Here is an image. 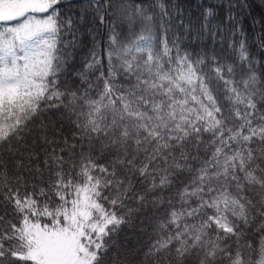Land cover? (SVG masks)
Segmentation results:
<instances>
[{
	"label": "snow or ice",
	"instance_id": "6c2138e0",
	"mask_svg": "<svg viewBox=\"0 0 264 264\" xmlns=\"http://www.w3.org/2000/svg\"><path fill=\"white\" fill-rule=\"evenodd\" d=\"M61 3L0 0V144L12 152V139L23 142L29 123L52 109L62 110L60 116L74 128L72 140L65 137L61 144L56 136L49 139L41 120L51 149L44 160L52 177L47 189L37 191L33 184L29 190V181L9 175L7 162L0 160V264H102L107 238L134 213L125 202L142 207L148 192L169 188L185 172L193 178L177 193L181 208H171L155 225L157 238L145 258L166 253L175 264H188L190 258L217 264L223 256L228 264H245L227 241H239L237 221L248 224L254 212L264 216V82L250 71L240 88L224 77L212 56L216 78L226 95L231 93L226 109L201 67L207 54L193 59L187 50L181 54L178 41L166 39L169 14L162 0L148 6L142 0H94L100 24L111 25L103 88L93 96L97 85L88 79L100 63L95 44L85 70L73 73L87 88L61 87L60 77L81 43L83 19L62 16ZM242 6L251 7L247 0ZM213 12L204 13L205 29ZM109 15L113 20H106ZM117 25L126 29L123 40ZM240 58L249 59L243 42ZM121 74L126 83H116ZM201 146L210 148V155L193 167ZM13 159L17 169L26 167L23 159ZM66 166L78 169L80 179ZM136 184L144 190L137 191ZM124 207L127 214H118L116 209ZM259 264H264V237Z\"/></svg>",
	"mask_w": 264,
	"mask_h": 264
},
{
	"label": "trees",
	"instance_id": "16d2710c",
	"mask_svg": "<svg viewBox=\"0 0 264 264\" xmlns=\"http://www.w3.org/2000/svg\"><path fill=\"white\" fill-rule=\"evenodd\" d=\"M99 2L102 4L104 0H99ZM142 2L148 6L152 0H142ZM243 2L244 0H162L169 14L167 19L170 31L166 39L178 41L182 50L181 54H183V50H187L189 54H193V59L197 55L204 57L207 54L208 59L201 67L203 72L212 77L211 83L216 89L215 95L219 103L226 109L231 106L229 103L231 93L226 95L223 81L216 78L213 71L215 65L210 59L212 56H215L217 63L223 69L224 77L233 81L236 86L243 88L241 81L244 74L250 71H255L258 79L264 82V6H260L259 0H247L251 7L245 8L242 6ZM209 8L213 9L214 12L208 17V26L205 29L204 13ZM58 10L62 16L72 14L78 20L81 16L83 17L79 22L81 43L75 52V59L68 66L67 72L60 77L61 87L67 86L81 91L87 88V84H81L80 78L73 73L85 70V61L90 58V53L95 44V51L100 63L97 70L88 74V79L97 85L92 92V95L95 96L103 88L101 72L107 75L110 67L107 49L110 43L111 25L100 24L95 15L94 0L92 2L90 0H62ZM230 14L234 17L233 20L228 19ZM156 16L159 19V11L156 12ZM106 20L111 21L113 17L109 15ZM117 31L121 32V40H123L126 29L117 25ZM213 32H215V38L212 36ZM64 38L67 39L68 37ZM156 39V37L153 38L154 46ZM242 42L245 54L249 58L248 61H242L240 58ZM169 46L172 47L171 43ZM58 47H61L59 43ZM176 51L177 49L172 47L171 54L175 55ZM228 67L233 68L232 73H228ZM116 83H126L122 74L117 76ZM60 111L62 110H48L42 117H37L30 122L28 131L24 133L23 142L12 139V152L9 150V145L0 144V160L7 162L9 175L20 174L22 179L29 181L27 185L29 190L32 189L33 184H35L37 191L41 187L47 189L52 178L49 171L44 168L46 152L51 149L44 143L41 120H44L48 125L47 135L49 139L56 136L61 144L65 137L69 141L72 140L71 133L74 128L67 119L60 116ZM260 111L264 112V104L260 105ZM208 139L209 137L206 135L205 140ZM192 151L195 153V149ZM210 151V148L201 146L198 159L192 161L193 167H199L202 160L210 155ZM13 156L17 159H23L26 167L22 170L17 169ZM99 162L103 163V158ZM37 169H42V171L38 172ZM65 170L71 172L75 179H80L75 175L78 169L66 166ZM192 178L193 176L187 172L181 173L169 188L148 192L147 203L142 207L133 201H126V205L134 208V213L131 217H127V223L121 225L117 232L107 238L108 251L103 256L102 264H175V261L166 253H161L158 259L152 261L147 260L144 253L152 241L157 238L154 231L155 225L166 216L171 208L174 207L177 210L181 208L177 193L186 184H190ZM144 187V185L136 184L137 191H143ZM23 190L21 188L22 192ZM232 191L234 192L235 189L233 188ZM38 198L41 201L44 199V197ZM104 203L106 207H111L107 201ZM197 203L198 201L193 199L191 206H195ZM116 211L120 215H126L128 209L127 207L117 208ZM208 211L211 212L212 210L209 209ZM2 213L3 205L0 204V214ZM190 222L199 223V221ZM237 223L242 224V232L239 241L236 237L227 241L230 250L233 254L240 251L245 264H259L261 238L264 237V231H261L264 228V216L254 212L249 216L248 224H243L241 221H237ZM221 262L228 264L227 257L218 256L217 264H221ZM188 264H197V262L190 258Z\"/></svg>",
	"mask_w": 264,
	"mask_h": 264
}]
</instances>
